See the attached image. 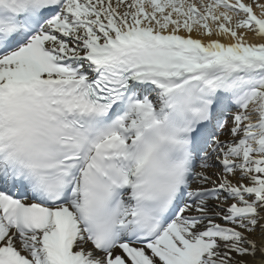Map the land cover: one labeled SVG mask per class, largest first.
I'll use <instances>...</instances> for the list:
<instances>
[{
    "label": "snow or ice",
    "instance_id": "6c2138e0",
    "mask_svg": "<svg viewBox=\"0 0 264 264\" xmlns=\"http://www.w3.org/2000/svg\"><path fill=\"white\" fill-rule=\"evenodd\" d=\"M0 264H264V0H0Z\"/></svg>",
    "mask_w": 264,
    "mask_h": 264
}]
</instances>
